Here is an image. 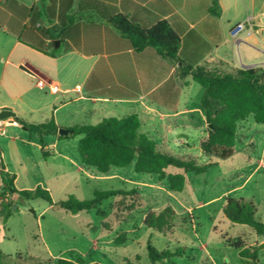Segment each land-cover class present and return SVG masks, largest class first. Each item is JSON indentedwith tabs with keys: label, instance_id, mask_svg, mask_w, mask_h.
Segmentation results:
<instances>
[{
	"label": "trees",
	"instance_id": "obj_1",
	"mask_svg": "<svg viewBox=\"0 0 264 264\" xmlns=\"http://www.w3.org/2000/svg\"><path fill=\"white\" fill-rule=\"evenodd\" d=\"M42 1L43 9L39 5L29 7L18 0L0 1V27H6L7 31L23 44L51 57H57L62 52L61 47H57V41L62 43V37L75 20L73 16L61 17V0ZM78 10L91 11L98 20L106 23L105 25L97 22L83 23L84 53L109 55V63L101 61L95 71V75L102 81L100 95L128 99L138 97L140 86L127 51L132 49L133 54L137 56L152 50L166 63L165 66L158 68L159 80H163V85L159 89L161 94H151L153 99L166 106H174L179 98L178 90L175 89L176 81L187 77H191L193 82L204 89L200 110L205 115L209 135L201 146L203 155L219 159L231 157L235 153L240 123L252 116L256 123L264 124L262 67L225 72L200 65L211 49L209 43L188 26L181 23L172 24L160 16L139 22L134 15L126 14L119 7L101 0H82ZM220 11L219 0H212L209 12L219 16ZM157 67L150 66V72L154 73ZM172 67H175V74L168 77ZM14 120L26 132L38 136L42 154L48 157L49 153L45 151V137L59 134L54 117L39 124L26 122L16 116ZM70 130L73 131L71 135L81 136L78 152L82 164L105 175L114 167L125 168L134 164L137 173L156 175L161 181L167 180L169 190L176 193L185 189L184 173L199 175L218 165L216 162L201 165L193 160L160 151L157 142L141 131V119L136 113L124 117H108L96 125H75ZM170 167L183 170L184 173H167ZM0 177L2 181L0 216L5 220L18 212V209L13 210L14 206H19L18 199L44 200L49 205H58L71 214L96 210L99 216L105 218L106 212L100 209L103 201L120 198L133 202L134 196L139 194L137 188L95 190L92 199H79L75 195H69L65 200L54 203L51 192L43 187L18 190L14 184L15 175L6 172L2 162ZM136 202H141V199ZM129 209L133 211L135 208ZM223 211L230 222L247 225L257 235H264V222L258 218L257 207L252 200L227 197ZM175 215L174 209L167 206L160 211L147 212L143 223L150 229L167 234L174 228ZM122 239L117 240V244L125 242L126 233L122 235ZM227 243L238 250L244 263L260 264L256 247L249 246L239 239L235 242L227 240ZM148 249L150 260L161 264L183 253L182 249L175 252L169 249L159 251L151 244ZM3 258L4 254L0 250V264H3ZM57 264L101 263L87 262L81 257H70L59 259Z\"/></svg>",
	"mask_w": 264,
	"mask_h": 264
},
{
	"label": "rangeland",
	"instance_id": "obj_2",
	"mask_svg": "<svg viewBox=\"0 0 264 264\" xmlns=\"http://www.w3.org/2000/svg\"><path fill=\"white\" fill-rule=\"evenodd\" d=\"M255 1L258 9H261L264 0ZM39 6L43 9V2H39ZM234 40L231 39L234 56L239 63ZM78 68L84 74L88 69L86 65L75 66L74 72L65 78L70 87L81 84V80L75 78ZM186 80H190L189 86L185 85ZM21 87L28 94H41L31 79H22ZM178 87L181 94L173 107L149 97L143 99V104L98 102L94 105L96 111L87 119L83 115L86 106L74 100L62 112L61 123L65 125L73 120L78 124L96 125L108 117L137 113L141 119V131L157 142L160 151L201 165L216 162L217 166L199 175L170 167L167 173H184L186 178L184 191L176 193L169 190L167 180L161 181L156 175L137 173L134 164L125 168H112L113 173L128 178L122 184L118 179H105V174L93 168L91 170L102 177L100 180L98 177L90 178L85 173L75 171L76 167H72L69 161L64 162L62 173L58 176L53 174L42 178L52 188L48 190L54 203L65 200L69 195L92 199L95 190L137 188L139 194L134 196L133 202L120 198L103 201L100 209L106 212L105 218L99 216L96 210L74 215L58 205L50 206L44 200L18 199L23 215H16L12 219L16 239L10 242V253L19 251L23 256L30 252L40 253L42 249L37 245L39 240L36 236H42L57 251L76 247V252L82 255L77 254V257L101 264H150V244L159 251L169 249L175 252L182 249L181 256L165 260V264H249L244 263L238 250L227 243V240L235 242L239 239L256 247L259 262L264 264V248L259 247L264 242V235H257L247 225L230 222L223 211L227 197L252 200L257 207L258 218L264 222V124H258L252 116L249 117L243 122L247 132L242 124L239 126V143L231 157H207L201 150L202 143L209 135L205 115L200 110L204 89L189 77L178 80ZM82 91L86 94L87 88L82 86ZM80 138V135L63 136L59 148L51 147V153L56 157L50 162L60 161L59 153L80 162ZM44 159L41 151L32 147V166H42ZM34 180L32 178V183ZM139 198L141 202L137 203ZM130 206L135 209L130 211ZM167 206H171L176 213L172 232L162 234L144 225L143 219L147 212L160 211ZM123 212H126L127 221H119L118 216L122 219L125 215ZM130 213L131 217L128 216ZM124 233L125 242L117 244V240H123ZM70 257L74 255L62 252V258ZM3 264H20V261L4 256Z\"/></svg>",
	"mask_w": 264,
	"mask_h": 264
},
{
	"label": "crops",
	"instance_id": "obj_3",
	"mask_svg": "<svg viewBox=\"0 0 264 264\" xmlns=\"http://www.w3.org/2000/svg\"><path fill=\"white\" fill-rule=\"evenodd\" d=\"M18 1L29 7L43 2L42 0ZM81 1L61 0V17L64 18L65 15L73 16L75 22L66 30L62 37V43L59 42L60 44L57 47H61L62 52L57 57H51L23 44L15 35L9 33L6 27H0V110H11L16 114V117L36 124L47 122L54 117L59 128L63 127L70 130L75 125H85L78 124L73 120L64 123L65 125L61 123L62 112L74 100L80 101L86 106L83 110V115L86 119L94 114L96 111L94 105L98 102L143 104V99H148L147 97L158 102V100L153 99L151 94H161L159 89L163 85V80H159L160 72L158 68L159 66H165L166 63L163 59L156 56L152 50H147L137 56L133 54L132 49L127 51L135 68V74L140 86V95L138 97L128 99L100 95L102 81L95 75V71L101 61L105 60L109 63V55L106 53H84L85 36L83 23L97 22L103 23V25L106 23L98 20L91 11H79L78 5ZM101 1L119 7L126 14L134 15L139 22H146L150 17L160 16L169 20L172 24L181 23L184 26H188L189 29L195 30L211 46L210 51L205 55L200 65L225 72L246 69L247 67H262L264 69V3L261 9H258L255 0H219L221 11L220 15L216 16L209 12L212 0ZM239 23H244L245 28L235 38L231 32ZM231 39H235L234 44L238 53L239 63L235 59L234 46ZM78 65H86L88 69L84 74L78 68L75 78L81 80V84L77 87H70L65 82L66 75L70 74V72L73 73V68ZM152 65L158 66L154 73L149 70ZM174 74L175 67H172L168 77ZM24 78L31 79L35 88L41 94H28L26 89L21 87V82ZM39 80L57 85L59 91L52 92L48 87H39ZM178 80L180 79H177L175 89L181 94ZM190 84V80H186L185 85L189 86ZM82 86L87 88L86 94H83ZM240 124L247 132V128L243 126L244 123L241 122ZM0 125L2 126L0 133V164L1 162L4 164L6 172L15 175L14 184L18 190H32L39 186L51 190L52 188L42 181V178L45 175L52 176L55 174L58 176L62 173L63 163L68 161L72 167H76L75 171L85 173L90 178L97 179L98 177L99 180L101 179L102 176L96 175L94 170H91L92 167L82 164L81 160L80 162L73 161L61 153L58 154L60 161L50 162L53 157H56L52 155L51 147L59 148L63 142V136L60 137L59 134L45 137V151L49 153V156H43L45 159L42 162V166H32V147L38 148L42 153V146L38 136L26 132L14 118L1 121ZM95 171L97 170L95 169ZM110 173V175H104L105 179H118L122 184L128 180L127 177L113 173L112 170ZM32 178L35 179L33 183ZM1 192L2 181L0 177V194ZM17 209L18 212L6 220L0 216V250L4 256L17 258L20 264H57V261L62 258V252L70 253L74 255V258H77V254L79 255L80 253L76 252V247L57 251L42 236H36L39 240L37 245L42 249L40 253L30 252L26 253L25 256L19 251H14V254L10 253V242L16 239V234L11 225L12 219L16 215H23L19 206H17ZM123 213L125 215H123L122 219L118 216L119 221H127L126 212ZM131 215V213L128 214L130 217ZM80 256L82 255L80 254Z\"/></svg>",
	"mask_w": 264,
	"mask_h": 264
},
{
	"label": "water",
	"instance_id": "obj_4",
	"mask_svg": "<svg viewBox=\"0 0 264 264\" xmlns=\"http://www.w3.org/2000/svg\"><path fill=\"white\" fill-rule=\"evenodd\" d=\"M59 44H60L59 41H57V46H59ZM247 68H249V67H247ZM15 116H16V114L11 110H8V109L0 110V122L7 120V119L15 118ZM72 132L73 131L69 130V129L59 128V135L60 136H66L68 134H71ZM16 208H17V206H14L13 210H16ZM259 247L264 248V242ZM150 264H155V263H154V261H151Z\"/></svg>",
	"mask_w": 264,
	"mask_h": 264
},
{
	"label": "built area",
	"instance_id": "obj_5",
	"mask_svg": "<svg viewBox=\"0 0 264 264\" xmlns=\"http://www.w3.org/2000/svg\"><path fill=\"white\" fill-rule=\"evenodd\" d=\"M0 1H3V0H0ZM245 28V24L244 23H239L236 25V27L234 28V30H232L231 34L234 36V37H237L239 32L241 30H243ZM38 86L41 87V88H46L48 87L52 92H58L59 91V88L57 85H54V84H50L44 80H39L38 81ZM1 128L2 126L0 125V133H1Z\"/></svg>",
	"mask_w": 264,
	"mask_h": 264
}]
</instances>
